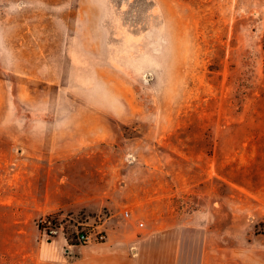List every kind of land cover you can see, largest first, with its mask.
<instances>
[{
    "label": "rangeland",
    "instance_id": "374dc122",
    "mask_svg": "<svg viewBox=\"0 0 264 264\" xmlns=\"http://www.w3.org/2000/svg\"><path fill=\"white\" fill-rule=\"evenodd\" d=\"M116 225L119 264H264V0H0V264Z\"/></svg>",
    "mask_w": 264,
    "mask_h": 264
},
{
    "label": "crops",
    "instance_id": "0c3cea01",
    "mask_svg": "<svg viewBox=\"0 0 264 264\" xmlns=\"http://www.w3.org/2000/svg\"><path fill=\"white\" fill-rule=\"evenodd\" d=\"M115 216V215H114ZM115 219V217H114ZM124 228H120V226L116 225L115 228H112L113 231H111V233H108V240L107 242H101V243H105L106 242V246L103 249L107 250V260L105 261H101V264H119L118 259L120 257H122L123 255L127 254V250H128V246L129 243L128 241H130V234L127 233V229L125 232H123ZM102 231V230H100ZM105 233V232H104ZM129 234V235H128ZM49 258L53 257L52 255H49ZM97 259H104V255L100 256L99 258L97 257ZM118 262V263H116Z\"/></svg>",
    "mask_w": 264,
    "mask_h": 264
},
{
    "label": "built area",
    "instance_id": "2783aa9c",
    "mask_svg": "<svg viewBox=\"0 0 264 264\" xmlns=\"http://www.w3.org/2000/svg\"><path fill=\"white\" fill-rule=\"evenodd\" d=\"M125 216H129L130 212L129 210H125L124 212ZM140 226H143L144 223L140 222ZM106 239V235L103 231H95L94 229L91 230H83L78 234V240L82 244H88L94 240H97L99 242H104Z\"/></svg>",
    "mask_w": 264,
    "mask_h": 264
}]
</instances>
